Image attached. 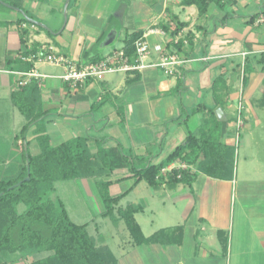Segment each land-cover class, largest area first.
I'll list each match as a JSON object with an SVG mask.
<instances>
[{"label": "crops", "instance_id": "crops-1", "mask_svg": "<svg viewBox=\"0 0 264 264\" xmlns=\"http://www.w3.org/2000/svg\"><path fill=\"white\" fill-rule=\"evenodd\" d=\"M4 1L46 27L0 2V178L19 172L25 149L40 153L42 134L53 145L83 137L94 157L103 153L119 162L103 180L111 181L110 195L119 196L117 208L141 207L135 218L146 237L173 227L183 231L180 244H136L123 219L116 220L124 221L119 229L97 224L90 231L87 223L97 243L109 246L119 264H264V216L256 212L264 205V175L252 167L256 156L244 155L249 165L245 172L237 168L232 180L198 173L192 184L163 180L153 187L132 172V167L159 163L206 123L204 107L218 104L217 79L222 100L216 112L227 125L226 142H234L240 101L245 104L240 135L260 123L264 23L255 20L264 13V0H211L204 14L184 0ZM135 32L147 35L152 44L149 64L159 62L161 53L153 48L161 43L183 60L177 72L166 74L161 66L150 65L73 85L63 79L65 66L26 58L43 48L79 63L118 51L133 56L125 43ZM31 70L38 76L27 84H38L47 113L28 129L27 144L21 135L27 118L12 93L24 86L19 81ZM245 141L244 136L242 146ZM80 184L98 205L97 215L106 217L98 181L82 178ZM239 184L244 191H238ZM146 211L160 217L146 218L144 228L139 213ZM18 257L10 254L6 260L30 262L22 258L20 263Z\"/></svg>", "mask_w": 264, "mask_h": 264}, {"label": "trees", "instance_id": "trees-1", "mask_svg": "<svg viewBox=\"0 0 264 264\" xmlns=\"http://www.w3.org/2000/svg\"><path fill=\"white\" fill-rule=\"evenodd\" d=\"M210 1L184 0L183 4H195L200 14H204ZM21 21L26 19L22 18ZM142 35L141 32H135L127 39V53H133L134 42ZM262 62L264 63V53ZM247 69L249 70V67ZM220 84L217 79L213 85L218 103L216 107H204L207 112L206 123L202 124L198 131L190 132L185 140L159 163L149 164L142 169L132 167L136 177L147 181L153 187L163 180L167 183L192 184L198 173L223 180L234 179L236 147L226 142L227 125L216 112L222 100L216 91ZM40 97V88L36 83L25 84L12 93L14 104L27 118L21 131L27 144L28 129L47 113L42 111ZM38 143L41 148L39 154L32 155L25 149L24 164L19 172L0 178V264H13L6 260L10 254L19 255L23 259L33 256L27 264H119L117 256L109 246L97 243L89 232L87 223L74 222L63 200L52 198L56 182L60 180L95 178L105 206L103 215L111 216L115 220L123 219L134 243H181V227H176L173 232L161 229L146 237L135 218V213L141 210V207H116L119 196L110 195L111 181L103 179L119 162L103 153L98 158L94 157L86 138L77 137L72 141L53 145L50 137L42 134L38 137ZM182 161L186 162L189 168H174L162 175L164 168ZM28 175L30 178L27 180ZM21 204L26 205L23 210L19 209ZM223 244L226 251L225 240ZM44 251L47 253L44 257L34 258L35 253Z\"/></svg>", "mask_w": 264, "mask_h": 264}, {"label": "built area", "instance_id": "built-area-1", "mask_svg": "<svg viewBox=\"0 0 264 264\" xmlns=\"http://www.w3.org/2000/svg\"><path fill=\"white\" fill-rule=\"evenodd\" d=\"M255 23H264L263 12L259 13L255 20ZM134 47L135 50L133 56H129L123 51H118L115 52L113 55H109L105 58L94 60L88 63H79L66 55L56 54L54 52H47L44 48L38 52L29 54L26 58L35 61L43 60L46 62L65 66L66 72L63 75V79L73 85L82 83L90 78L103 79L107 73L144 69L150 65L161 66L166 74H174L178 70V65L183 62V60L177 57L176 55L168 53L165 50L164 45L159 43L154 45L153 48L161 53L159 62L156 64H149L147 60L152 51V44L148 41L147 35L144 34L135 40ZM23 58L25 57L23 56ZM24 74L27 75V78L20 79V86L29 83L32 77L38 76L35 70H31ZM244 108V102L240 101L238 105V111L236 116L237 119L235 124L237 127V130L234 134L235 144L233 143L234 145H236V147H238L240 129L244 124V120L242 117ZM176 163L177 162L172 163L168 167L164 168L163 172L171 171L174 168H189V165H187L186 163L180 162V164L177 165Z\"/></svg>", "mask_w": 264, "mask_h": 264}, {"label": "rangeland", "instance_id": "rangeland-1", "mask_svg": "<svg viewBox=\"0 0 264 264\" xmlns=\"http://www.w3.org/2000/svg\"><path fill=\"white\" fill-rule=\"evenodd\" d=\"M259 109L260 112V123L256 126L255 123L252 124V128L249 132L246 130H242L241 137L238 140V145L243 142V138L245 136V146L236 147V153L234 156L235 159V170L238 168L239 173L245 172L246 166L249 165L248 161L245 160L244 155L256 156V161H254L255 166H252L258 170V173L264 175V109ZM254 133V134H253ZM235 139V138H234ZM234 141V140H233ZM235 144V142H233ZM182 163H186L183 162ZM187 164V163H186ZM242 170V171H241ZM170 172V171H168ZM167 172L162 171V175H165ZM82 179H70V180H60L56 182V190L54 191L52 198H61L64 204L67 205L71 217L78 223H88L89 230L92 231L95 225H107L110 229H119L120 226L124 225L123 220H119L118 222L113 219L111 216L103 217L101 215H97L98 205H94L92 199L89 197L87 191L84 187L81 186ZM244 184H239L238 191L242 192L245 189ZM26 205H20L19 209L23 210ZM262 211L257 209L259 215L264 216V205L262 206ZM78 214V215H76ZM140 221L142 222L145 228V219H154L156 217H160V213L155 216V214H150V212L139 213ZM117 215V212H115ZM176 227L169 228L165 231L173 232ZM47 253L44 251L35 253V256L39 258L40 256H45ZM34 256V257H35ZM18 262H22V258H16ZM33 256H30L27 260L31 261ZM26 263V262H24ZM22 264V263H21Z\"/></svg>", "mask_w": 264, "mask_h": 264}, {"label": "water", "instance_id": "water-1", "mask_svg": "<svg viewBox=\"0 0 264 264\" xmlns=\"http://www.w3.org/2000/svg\"><path fill=\"white\" fill-rule=\"evenodd\" d=\"M0 2H1L2 4H4V5L8 6V7H11V8H14V9H17V10L21 11V13H23V15H25V17L27 18V20H29L30 22L35 23V24H39V25H42V26H45V27H46V25H44V24H42V23H40V22H38V21H36V20L30 18L29 16H27L26 13H25L22 9H20V8H18V7H15V6H13L12 4H9V3L5 2L4 0H0ZM29 178H30V175H28V176L26 177L27 180H28ZM19 183H20V182H19Z\"/></svg>", "mask_w": 264, "mask_h": 264}]
</instances>
